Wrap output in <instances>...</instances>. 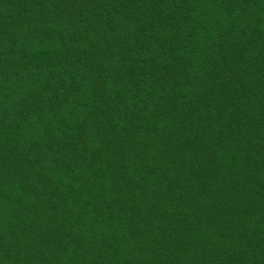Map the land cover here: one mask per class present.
Listing matches in <instances>:
<instances>
[{
	"label": "trees",
	"instance_id": "obj_1",
	"mask_svg": "<svg viewBox=\"0 0 264 264\" xmlns=\"http://www.w3.org/2000/svg\"><path fill=\"white\" fill-rule=\"evenodd\" d=\"M0 264H264V0H0Z\"/></svg>",
	"mask_w": 264,
	"mask_h": 264
}]
</instances>
